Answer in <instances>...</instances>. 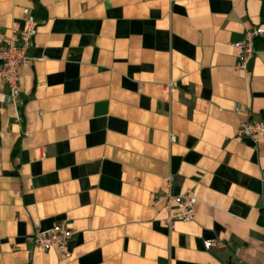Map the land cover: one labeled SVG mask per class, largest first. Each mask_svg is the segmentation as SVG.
<instances>
[{"label":"crops","instance_id":"crops-1","mask_svg":"<svg viewBox=\"0 0 264 264\" xmlns=\"http://www.w3.org/2000/svg\"><path fill=\"white\" fill-rule=\"evenodd\" d=\"M262 5L0 0V43L38 24L20 117L0 104V264H264V137L239 134L264 122V36L247 70L234 46ZM168 191L193 221L166 224ZM60 222L69 256L34 243Z\"/></svg>","mask_w":264,"mask_h":264},{"label":"built area","instance_id":"built-area-1","mask_svg":"<svg viewBox=\"0 0 264 264\" xmlns=\"http://www.w3.org/2000/svg\"><path fill=\"white\" fill-rule=\"evenodd\" d=\"M23 25H14L0 43V104L10 105L16 115L24 105L21 100V68L23 65L32 62V50L35 47V39L38 35L37 21L31 16L30 10L23 12ZM246 42L235 43L234 46L242 51L237 63L238 68L247 70L248 62L254 56V38L264 36V27L254 29ZM172 85L168 86L170 89ZM239 111L240 104L236 105ZM240 135L253 137L257 142L264 137V122L248 121L243 123L239 130ZM175 141L174 136H171ZM163 201L165 208L169 210V217L166 224L174 228L176 222H191L196 214L197 196L192 191H186L181 195H173L170 191L164 194ZM74 230L68 226L67 222L55 224L51 229L37 232L34 236V243L41 251L59 250L64 255L69 256L70 239ZM215 243L205 242V248L211 249Z\"/></svg>","mask_w":264,"mask_h":264},{"label":"trees","instance_id":"trees-1","mask_svg":"<svg viewBox=\"0 0 264 264\" xmlns=\"http://www.w3.org/2000/svg\"><path fill=\"white\" fill-rule=\"evenodd\" d=\"M263 1V5H262V8H263V12H262V21L264 22V0Z\"/></svg>","mask_w":264,"mask_h":264}]
</instances>
